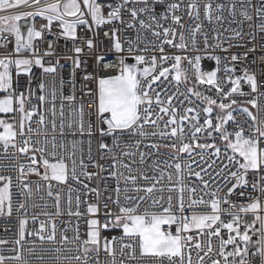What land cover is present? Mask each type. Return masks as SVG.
I'll list each match as a JSON object with an SVG mask.
<instances>
[{
	"label": "snow or ice",
	"instance_id": "snow-or-ice-1",
	"mask_svg": "<svg viewBox=\"0 0 264 264\" xmlns=\"http://www.w3.org/2000/svg\"><path fill=\"white\" fill-rule=\"evenodd\" d=\"M224 8L216 0H0V219L12 233L0 238V264H101V253L103 264H193V253L197 264H264V79L249 67L236 75L249 53L259 50L264 62V0H233L229 27L214 28L213 43L204 35L201 49L202 18L223 25ZM59 40L72 44L70 95L62 78L59 90L55 80L33 84L34 69L59 75ZM85 51L97 71H86ZM106 51L118 64L105 62ZM205 58L214 69H202ZM82 64L87 104L76 96ZM114 66L116 74L100 75ZM161 149L174 155L160 159ZM64 215L59 227L54 217Z\"/></svg>",
	"mask_w": 264,
	"mask_h": 264
},
{
	"label": "built area",
	"instance_id": "built-area-1",
	"mask_svg": "<svg viewBox=\"0 0 264 264\" xmlns=\"http://www.w3.org/2000/svg\"><path fill=\"white\" fill-rule=\"evenodd\" d=\"M232 2H233V0H216V3L225 5L224 12H223V15L225 16V22L223 23V25L217 24L215 21L212 24H209L206 20H203V18H202V21H201L203 23L202 32L197 35V43H198V46L201 47V49L203 48L204 35H208L209 42L213 43V36L215 35V33H213L212 30L215 28L218 32H223V28L229 27L228 21L231 20V17L228 15V6ZM254 3H258V0H254ZM23 10H27V9H23ZM237 18H239V17H237ZM21 23L23 24V22H21ZM35 23H36V27L39 28L40 25L42 23H44V21L42 19H40V18H37ZM193 25H194V22L189 20L188 24L186 25V27L187 26H193ZM231 27L236 28L237 25L236 24H232ZM26 28H27V25H25L23 29L26 30ZM55 31H59V29L54 27V32ZM102 31L103 30H101V33H102ZM248 31H250V29L248 28L247 23H246L245 26H244V32L247 33ZM79 32H80L81 35L89 34V33H87V30L85 28H83V26H81V29L79 30ZM129 34H131L132 36L135 35L134 32L129 33ZM227 35H230V33H224V36H227ZM55 39H56L55 36H48L46 34V40H55ZM100 39L104 40L103 48L106 49L107 45H108V41L104 39L102 34L100 36ZM148 39H153V37H151V35L148 34ZM247 40H248V37L245 36V40H243V41H234L233 43L243 44V43H246ZM260 41H261V34L258 33L257 34V40L255 42H253V43H256L257 47H258V44H259ZM37 43L39 44V47H40L41 51H43L44 49L47 48V43L41 42V41H37ZM71 46H72V44H71L70 41L59 40L57 42V46H56L57 47V56L61 58L60 59L61 67L58 69L59 75L55 76V77H53V76H46L45 77V76L41 75V70L40 69H34L35 77H36L34 79V81H33L34 85L37 84L39 82V80H41V79H44L46 84H49V85L51 84V82L53 80H55L56 87L59 90V81L62 78L65 81V86L63 88V94L64 95H70L71 94V88L68 85V81L71 79V70H72V66L73 65H72V61L71 60H68V59L64 58L66 55H71L72 54L70 52H67V49L71 48ZM12 47H13V45H9V49H11ZM249 47H251V45H249ZM246 50H247L246 48H231L229 51L231 53H236V52L243 53ZM169 51H174V50L170 49ZM212 52H213V49L209 48L208 49V53L210 54ZM142 54L151 55L152 53H142ZM188 54L189 55H194L195 53H193L191 50H189ZM201 54L202 55H206L204 53H201ZM215 54L216 55H220L222 58H223V56L227 55L226 53H223V52H221L219 50H215ZM248 55H249V61L248 62H245L243 65H239V64L237 65L236 75H242L243 74L241 72V70H240L241 67H249L251 70L256 71L258 80L264 79V78L260 77V75H259L260 70L262 68H264V62H262L259 59V50L257 52H254V53H249ZM105 56H106V61L105 62L112 63L113 65L118 64V60L116 58V54L115 53L106 51L105 52ZM253 58L256 59V63L255 64H251V60ZM81 60L82 61H87V65H88L87 69H86L87 72L91 73V72L97 71V69L95 67L94 58H92L91 54L87 53V51H85V53L82 54ZM130 63H134V61L130 62ZM185 66L187 67V65H185ZM201 66H202L203 70H206V71L207 70H212V69L215 68V61L214 60H210V59H206V58L202 59ZM117 71H118V69L114 66L112 68L105 69L102 73H100V75L107 76V75H111V74H116ZM84 74H85V69H84L83 64H82V68L77 70V76H76V89H77V91H76V96H77V103L84 102L85 104H87L89 102V100L92 99V98L85 96V97H83V101H81V99H80L81 96H82V91H81L82 86L85 85V83H86L83 80V75ZM220 75L222 76L223 73H220ZM21 79H24V78L22 77ZM87 87L89 89L94 90L96 88V85H95V83H88ZM181 90L183 91V89H181ZM244 90L248 91V88H247L246 85L244 86ZM262 90H264V89H262ZM34 91H35V88H34ZM193 99H195V98H193ZM59 103H60V101L57 100V105H59ZM251 110L253 112H255L254 109H251ZM67 111H68V109L66 107L65 108L66 115H67ZM234 114L237 116L238 120H240L241 122H243L246 119V117L243 114H241L239 111H237ZM92 119H93V121H95V116H93ZM33 126L35 127V125H33ZM72 139H73V137L71 135L67 136V140L68 141H71ZM76 139H84V138H81V137L77 136ZM108 142L109 143L111 142L110 138H108ZM85 147H86V145H85ZM96 147H97L96 146V141L94 140L93 141V154H94V156H96V159L99 160V155H98V153L96 151ZM160 151H161V153L165 154V155H162L160 157V159H170L171 155H174V154H169L167 149H161ZM197 159H198V157H197ZM3 163H5V161L0 159V164H3ZM100 163H108V161L101 160ZM148 163H151V160H148ZM90 171H95V170L94 169H90ZM30 179L33 180V181H36L38 178L33 176ZM13 190H14V192L16 191L15 188ZM109 194H111V193H109ZM39 195H44V193L41 192ZM39 195H37L35 197V201L37 203H43V201L39 200ZM232 199L237 200L239 198H237L236 196H233ZM45 200L49 204V208L46 209V210L47 211H54V208L51 206L52 205V201L50 199H48L46 196H45ZM62 207H63V205H62ZM33 211L38 212V211H40V209H30L29 210V215H31V213ZM40 219H46V217H40ZM54 219H55V222L57 223V225L59 227H64V223L63 222L69 220L70 218L68 216L64 215V216H60V217H54ZM71 219L73 221L75 220V218H71ZM5 223H6L5 220L0 219V238H9V239H11L12 238V233L11 232L5 233L3 231V225ZM10 224L11 225H15L16 221L13 219L12 221H10ZM29 227H32L31 221H30ZM36 227H38V224L36 225ZM14 230L15 229L13 227V231ZM71 234H72L71 232L68 233V235H70V236H71ZM105 235H119V234L115 233V231H114L112 233H105ZM4 247H6V248L7 247H11V245H6ZM5 254H7V253H5ZM103 261H104V254L101 253V264H103ZM193 264H197L195 253H193Z\"/></svg>",
	"mask_w": 264,
	"mask_h": 264
},
{
	"label": "trees",
	"instance_id": "trees-1",
	"mask_svg": "<svg viewBox=\"0 0 264 264\" xmlns=\"http://www.w3.org/2000/svg\"><path fill=\"white\" fill-rule=\"evenodd\" d=\"M22 30L26 31V30H25V29H23V28H22ZM115 233L119 234V232H118V231H115Z\"/></svg>",
	"mask_w": 264,
	"mask_h": 264
},
{
	"label": "water",
	"instance_id": "water-1",
	"mask_svg": "<svg viewBox=\"0 0 264 264\" xmlns=\"http://www.w3.org/2000/svg\"><path fill=\"white\" fill-rule=\"evenodd\" d=\"M129 62H133V60L129 59Z\"/></svg>",
	"mask_w": 264,
	"mask_h": 264
},
{
	"label": "crops",
	"instance_id": "crops-1",
	"mask_svg": "<svg viewBox=\"0 0 264 264\" xmlns=\"http://www.w3.org/2000/svg\"><path fill=\"white\" fill-rule=\"evenodd\" d=\"M22 31H24V30H22ZM25 33H26V31H24Z\"/></svg>",
	"mask_w": 264,
	"mask_h": 264
}]
</instances>
